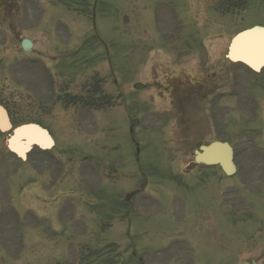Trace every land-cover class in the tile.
<instances>
[{"label": "rangeland", "instance_id": "1", "mask_svg": "<svg viewBox=\"0 0 264 264\" xmlns=\"http://www.w3.org/2000/svg\"><path fill=\"white\" fill-rule=\"evenodd\" d=\"M18 2L23 27L35 41L36 34V52L43 53L1 58L10 97L35 107H18L13 120H38L55 142L42 165L32 156L22 163L6 151L0 133L1 221L11 226V244L38 234L33 244H19L23 256L0 242V258L39 257L50 264H73L71 257L74 264H181L186 258L241 264L254 258L264 264V69L255 78L232 64L237 82L242 79L255 98L236 90L210 121L215 139L233 147L230 176L217 166L184 173L186 150L175 146L171 124L158 121L172 119L165 105L149 89L132 88L147 82L156 55L162 63L195 58L204 66L234 31L264 25L262 0H239L224 15L208 5L206 16L192 0H97L93 31V0ZM83 97L93 106L82 105ZM57 159L64 170L55 179ZM145 178L141 191L124 201V192ZM105 184L106 209L99 198ZM212 224L215 233L208 232Z\"/></svg>", "mask_w": 264, "mask_h": 264}, {"label": "flooded vegetation", "instance_id": "2", "mask_svg": "<svg viewBox=\"0 0 264 264\" xmlns=\"http://www.w3.org/2000/svg\"><path fill=\"white\" fill-rule=\"evenodd\" d=\"M192 1H194L193 3L196 4V8H198L202 15H205L204 10L209 9V6L213 8V13L219 12L221 15L230 14V8L232 7L231 0H211L210 2H205L204 0ZM8 8L10 7H5V9ZM226 19L229 22L230 16L226 15ZM18 25L17 22L14 23L12 20L0 18L1 68H3L1 64L2 57L7 58V56L11 55L13 52L21 53L19 42L25 35ZM228 37L229 36H227V38ZM214 51L215 54L213 57H210L212 58L211 61H207L204 66H201L199 61L197 59L195 60V58H191L188 61L174 60L175 62L173 64L166 62L165 65H163L160 60L154 59L150 64L146 85L151 91L153 99L165 105V112L170 113L169 115L172 119H165L170 120V123H165L164 119H158V121L162 122L164 126L171 124V129L170 131L168 130L171 134H180L185 137L198 139L214 136V130H209L208 125L212 117L215 119L217 115L216 107L221 105L220 102L228 101L231 97L235 99L237 97L236 90H239L240 93L244 91H248L249 93V90L241 87V82H237L236 71L233 72L231 70L232 63L225 59V52L223 53L218 49H214ZM222 53L223 55L219 57ZM6 80L7 76L5 74L0 75V105L4 107L12 123L11 111H14L17 115L19 111L18 107L21 108L22 112L26 110L31 111V109L35 107L32 103L28 105L24 99L10 97ZM27 95L28 94H26L25 97H27ZM25 121L27 122L29 120ZM207 142L209 141L203 139L199 141V144H207ZM31 156L36 159L35 165H42L45 159H47V157L44 159V151L38 147L31 148L26 154L24 163H29L26 160ZM91 165L92 162H88L87 166H89L90 170ZM106 187V184L101 186V193L103 196H100L105 209L107 208ZM70 198L71 196H68V199ZM54 213L55 210H53L52 214L54 215ZM64 217L65 213L63 212L60 218L63 219ZM8 227L11 226L4 224L0 219V242L4 249L11 254H16L18 245L16 242L15 244H11L10 236L7 235L11 233L8 231ZM42 230H45L48 234L51 233L46 229ZM35 236L37 237L38 234L35 232L29 233L26 237V243L28 245L33 244V238ZM248 259L249 258H243L240 263ZM0 260H4L3 264H50L47 261L48 259L44 260V258L39 257L23 259L11 257L9 259L0 258ZM70 260L74 264L77 258L71 257ZM181 260L182 262L186 261L184 262L185 264H194L193 259L186 258L185 260Z\"/></svg>", "mask_w": 264, "mask_h": 264}, {"label": "water", "instance_id": "3", "mask_svg": "<svg viewBox=\"0 0 264 264\" xmlns=\"http://www.w3.org/2000/svg\"><path fill=\"white\" fill-rule=\"evenodd\" d=\"M92 13L94 15V6ZM28 43H22L24 50L30 48L31 45ZM227 57L231 60L241 61L254 70L264 66V27L253 26L234 36L229 45ZM134 87L140 88V85L136 84ZM8 127L9 123L0 108V128ZM6 143L10 150L23 156L24 151L32 143L44 147L50 145L51 140L44 130L29 124L15 128L8 135ZM136 150L138 151V149ZM200 150L195 152V163L219 164L226 174H231L234 171L232 151L227 143L213 142L208 146H201ZM195 163L190 164L188 168L194 166Z\"/></svg>", "mask_w": 264, "mask_h": 264}]
</instances>
